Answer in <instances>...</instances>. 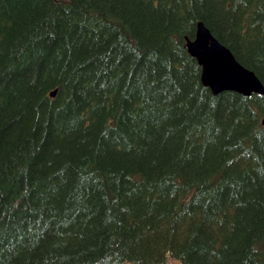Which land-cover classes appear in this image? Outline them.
Listing matches in <instances>:
<instances>
[{
    "label": "trees",
    "instance_id": "trees-1",
    "mask_svg": "<svg viewBox=\"0 0 264 264\" xmlns=\"http://www.w3.org/2000/svg\"><path fill=\"white\" fill-rule=\"evenodd\" d=\"M199 22L264 86V0H0V264H264V96Z\"/></svg>",
    "mask_w": 264,
    "mask_h": 264
},
{
    "label": "water",
    "instance_id": "water-1",
    "mask_svg": "<svg viewBox=\"0 0 264 264\" xmlns=\"http://www.w3.org/2000/svg\"><path fill=\"white\" fill-rule=\"evenodd\" d=\"M186 40L188 53L202 69L201 82L212 94L234 92L244 97L264 96V86L258 77L238 63L202 22L197 25L194 40Z\"/></svg>",
    "mask_w": 264,
    "mask_h": 264
},
{
    "label": "rangeland",
    "instance_id": "rangeland-1",
    "mask_svg": "<svg viewBox=\"0 0 264 264\" xmlns=\"http://www.w3.org/2000/svg\"><path fill=\"white\" fill-rule=\"evenodd\" d=\"M168 264H179V263L177 261H175V260H171V261H169Z\"/></svg>",
    "mask_w": 264,
    "mask_h": 264
},
{
    "label": "bare ground",
    "instance_id": "bare-ground-1",
    "mask_svg": "<svg viewBox=\"0 0 264 264\" xmlns=\"http://www.w3.org/2000/svg\"><path fill=\"white\" fill-rule=\"evenodd\" d=\"M246 2H247V1H246ZM189 40H190V39H189ZM193 40H194V39H193ZM186 41H187V40H186ZM231 53H232V52H231ZM238 63H239V62H238ZM244 68H245V67H244ZM247 70H248V69H247ZM249 71H250V70H249ZM251 72H252V71H251ZM254 74H255V73H254ZM260 82H261V81H260ZM221 94H222V93H221ZM252 95H253V94H252ZM252 95H251V96H252ZM257 95H258V94H257ZM261 96H263V95H261Z\"/></svg>",
    "mask_w": 264,
    "mask_h": 264
}]
</instances>
